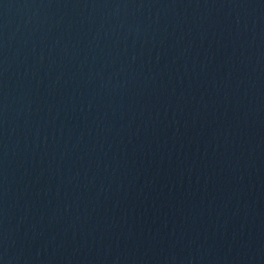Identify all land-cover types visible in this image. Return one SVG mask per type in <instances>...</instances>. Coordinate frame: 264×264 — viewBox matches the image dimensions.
Wrapping results in <instances>:
<instances>
[{
    "label": "water",
    "instance_id": "water-1",
    "mask_svg": "<svg viewBox=\"0 0 264 264\" xmlns=\"http://www.w3.org/2000/svg\"><path fill=\"white\" fill-rule=\"evenodd\" d=\"M0 264H264V0H0Z\"/></svg>",
    "mask_w": 264,
    "mask_h": 264
}]
</instances>
